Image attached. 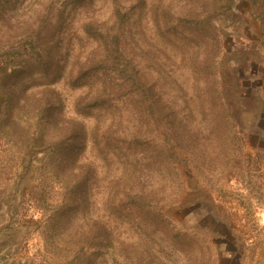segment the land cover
<instances>
[{"label": "rangeland", "instance_id": "rangeland-1", "mask_svg": "<svg viewBox=\"0 0 264 264\" xmlns=\"http://www.w3.org/2000/svg\"><path fill=\"white\" fill-rule=\"evenodd\" d=\"M40 36L52 68L38 84L53 83L87 138L76 166L98 171L79 215L113 214L118 259L264 264V0H0L9 71ZM124 83L150 89L161 119L126 105ZM5 161L0 264H68L60 181L37 164L6 182L23 168Z\"/></svg>", "mask_w": 264, "mask_h": 264}, {"label": "trees", "instance_id": "trees-1", "mask_svg": "<svg viewBox=\"0 0 264 264\" xmlns=\"http://www.w3.org/2000/svg\"><path fill=\"white\" fill-rule=\"evenodd\" d=\"M13 43L0 38V144L8 147L0 150V165H3V160L9 165L18 161L23 171L17 175L9 172L5 181L13 178L21 181L33 167L41 165L43 170L60 181L63 199L68 202L58 207V220L49 221L56 222L70 216L74 230L68 264H123L117 255L119 241L112 231L115 224L113 214L98 215L89 221L85 215L86 224L79 215L91 203L94 196L92 187L99 182L98 171L92 162L76 166L75 153L85 148L87 138L66 120L63 100L53 83L38 84L47 80L52 68L50 62L42 63L43 53L47 51L41 46L42 37L24 42L25 46L33 47V53L24 59L25 67L9 71L5 66L4 52L14 47ZM37 48L39 53L36 57L34 52L38 51ZM37 62L46 67L41 73L32 74L30 70L35 69ZM133 86L124 83L113 90L125 97L126 105H134L133 109L146 121L161 119V111L152 101L150 89L140 86L139 92L130 93ZM109 90L106 87L103 92ZM4 152H7L6 157ZM124 264L129 263L126 260Z\"/></svg>", "mask_w": 264, "mask_h": 264}]
</instances>
